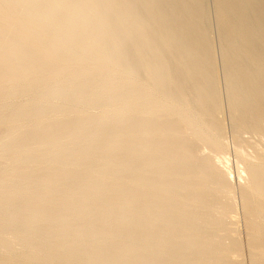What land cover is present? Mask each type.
Returning a JSON list of instances; mask_svg holds the SVG:
<instances>
[{
    "label": "bare ground",
    "instance_id": "obj_1",
    "mask_svg": "<svg viewBox=\"0 0 264 264\" xmlns=\"http://www.w3.org/2000/svg\"><path fill=\"white\" fill-rule=\"evenodd\" d=\"M246 250L264 264V0H0V264Z\"/></svg>",
    "mask_w": 264,
    "mask_h": 264
},
{
    "label": "rangeland",
    "instance_id": "obj_2",
    "mask_svg": "<svg viewBox=\"0 0 264 264\" xmlns=\"http://www.w3.org/2000/svg\"><path fill=\"white\" fill-rule=\"evenodd\" d=\"M215 37V39H213V42H214V45H215V51H216V56L217 57H219V54H218V52H219V49H217V44H218V42H216V40H217V38H216V36H214ZM218 46H219V44H218ZM218 60H219V58H218ZM218 66H216V70H217V73H218V76H219V84H220V88H221V90H224V82H223V80H222V78H223V76H222V69H221V67L219 66V65H221V63H220V60L218 61V64H217ZM219 67V68H218ZM221 77V78H220ZM225 91V90H224ZM224 91H222V96H224L223 98H225V92ZM224 94V95H223ZM225 100V99H224ZM226 107V106H225ZM224 107V108H225ZM225 111H224V113H223V117L225 118L226 117V123L228 124V118H227V110H226V108L224 109ZM231 159H232V170H233V173L236 175V173H237V170H238V167H237V165L235 164V160H234V157H231ZM237 169V170H236ZM241 216V215H240ZM238 226L240 227V229L241 230H243L244 229V221L242 220V218L240 217L239 218V221H238ZM241 238L242 239H246V237H245V233H244V231H243V233L241 234ZM241 260L243 261V263L244 264H250V256H249V253H248V251L246 250V251H244V253H243V255H242V257H241Z\"/></svg>",
    "mask_w": 264,
    "mask_h": 264
}]
</instances>
